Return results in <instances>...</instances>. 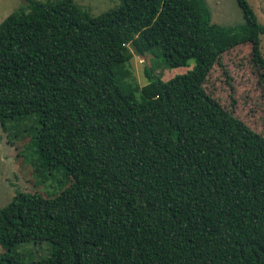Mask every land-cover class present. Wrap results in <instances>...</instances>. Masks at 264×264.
Here are the masks:
<instances>
[{
  "label": "trees",
  "instance_id": "16d2710c",
  "mask_svg": "<svg viewBox=\"0 0 264 264\" xmlns=\"http://www.w3.org/2000/svg\"><path fill=\"white\" fill-rule=\"evenodd\" d=\"M0 22V127L35 116L38 162L68 184L14 192L0 208V264H264V137L202 84L240 44L264 72L257 22L210 23L204 0H117L89 16L72 0H24ZM161 50L136 101L124 64ZM46 241L24 262L19 244Z\"/></svg>",
  "mask_w": 264,
  "mask_h": 264
},
{
  "label": "rangeland",
  "instance_id": "374dc122",
  "mask_svg": "<svg viewBox=\"0 0 264 264\" xmlns=\"http://www.w3.org/2000/svg\"><path fill=\"white\" fill-rule=\"evenodd\" d=\"M44 1V0H35ZM89 16H96L118 4L117 0H72ZM210 23L232 27L243 23L235 0H204ZM257 22L264 26V0H245ZM24 0H0V22L11 12L24 7ZM259 51L264 60V35H259ZM193 60L184 66L168 68L164 65L161 50L153 48L143 57L133 55L124 64V78L120 81L125 91L136 101L141 99L140 88L147 82L144 69L154 66L153 74L165 81L181 75L193 67ZM202 87L215 102L247 128L264 137V72L251 61L250 47L240 44L221 54L218 63L208 72ZM30 115L7 121L0 127V208L6 205L14 192H37L44 198L55 196L67 184L61 171L43 166L29 148L37 123ZM50 243L36 241L19 244L14 252L24 262L45 258ZM1 252V250H0Z\"/></svg>",
  "mask_w": 264,
  "mask_h": 264
}]
</instances>
